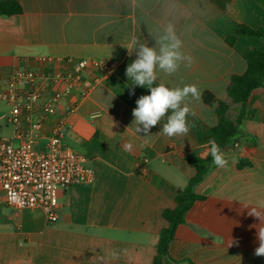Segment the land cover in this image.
Masks as SVG:
<instances>
[{"label":"crops","instance_id":"obj_1","mask_svg":"<svg viewBox=\"0 0 264 264\" xmlns=\"http://www.w3.org/2000/svg\"><path fill=\"white\" fill-rule=\"evenodd\" d=\"M22 13L0 16V139H15L11 105L2 85L14 69H42L40 59H102L112 66L83 99L65 129L64 143L83 153L95 171L92 183L60 191L59 218L49 222L41 209L14 211L0 196V264H153L159 234L167 225L162 214L174 208L178 189L196 173L186 157L207 158L203 142L218 117L214 107L194 102L186 136L161 133L166 118L136 133L132 110L150 94L125 75L136 59L126 47L138 38L149 47L163 26L173 23L193 58L190 68L157 83L196 84L230 104L233 75L247 70L245 53L263 49L256 37L236 34L239 25L264 28L262 0H17ZM235 35L234 44L228 37ZM91 72L84 80L89 82ZM134 88V95L130 94ZM242 138L225 151L228 165L215 167L196 192L185 222L176 229L163 264H264L254 255L260 221L248 212L264 206V91L249 106ZM131 143V151L124 145ZM239 159L250 162L238 167ZM247 205V206H245ZM230 240L238 241L230 244ZM115 252L118 258L113 259Z\"/></svg>","mask_w":264,"mask_h":264},{"label":"built area","instance_id":"obj_2","mask_svg":"<svg viewBox=\"0 0 264 264\" xmlns=\"http://www.w3.org/2000/svg\"><path fill=\"white\" fill-rule=\"evenodd\" d=\"M40 63L42 69H14L2 85L18 133L15 139H0V196L14 211L41 209L49 222H56L59 192L95 179L86 156L64 143L65 129L78 104L112 66L102 59L78 60L76 67L62 70L56 65L74 60L54 57Z\"/></svg>","mask_w":264,"mask_h":264},{"label":"clouds","instance_id":"obj_3","mask_svg":"<svg viewBox=\"0 0 264 264\" xmlns=\"http://www.w3.org/2000/svg\"><path fill=\"white\" fill-rule=\"evenodd\" d=\"M149 34L155 40L153 47L138 38L132 41L131 46L126 47L129 55H136V59L126 67L125 75L128 80L133 81L129 87L140 86L148 89L150 93L141 95L136 100V107L132 110V125H135L136 133L143 132L148 137L151 135L150 130L166 118L159 133L168 137L186 136L190 131L187 118L194 115L191 105L202 102V91L196 84L170 87L163 81L157 83V80L158 73L171 77L182 66L190 68L193 58L183 51L184 41L177 34L173 23L164 25L156 36L151 32ZM130 94H135L134 88ZM132 147L131 143L124 145L128 151ZM206 147L207 154L211 156L216 167L225 168L228 165L226 151L221 149L215 139H209ZM248 215L260 221L258 226H253L257 229L256 239L259 245L255 248L254 255L264 256V206H253ZM234 243L238 245V241L230 240L229 246ZM112 258H118L115 252L112 253Z\"/></svg>","mask_w":264,"mask_h":264},{"label":"trees","instance_id":"obj_4","mask_svg":"<svg viewBox=\"0 0 264 264\" xmlns=\"http://www.w3.org/2000/svg\"><path fill=\"white\" fill-rule=\"evenodd\" d=\"M264 3V0H262ZM22 6L17 0H0V16L10 17L22 13ZM236 34L256 37L262 41L263 49H249L245 53L247 70L244 74L233 75L230 79L227 91L232 103L238 105L239 111L235 119L228 116L230 104L218 100L211 92L203 93V100L206 104L214 107L218 117L215 127L208 128L203 142L215 139L222 150L230 144L242 138L241 126L245 117L249 114V106L259 96L260 91H264V28L252 29L239 25ZM236 39L235 35L228 37V42L232 45ZM191 163L196 173L190 178L187 186L178 189L175 195V207L167 208L163 211V218L167 225L162 228L156 244V255L153 264H163V259L168 255L170 243L173 241L176 229L185 222V216L194 202L202 200L204 197L196 192V187L205 180L207 175L216 166L212 158L186 157ZM250 162L239 159L238 167L242 168Z\"/></svg>","mask_w":264,"mask_h":264}]
</instances>
